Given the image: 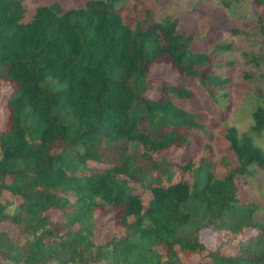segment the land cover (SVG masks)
Here are the masks:
<instances>
[{
  "label": "trees",
  "instance_id": "1",
  "mask_svg": "<svg viewBox=\"0 0 264 264\" xmlns=\"http://www.w3.org/2000/svg\"><path fill=\"white\" fill-rule=\"evenodd\" d=\"M118 1H53L27 14L22 0H0V85L10 86L0 224L15 228L0 230V262L264 264V222L236 181L264 167L253 139L264 132V88L248 130L221 129L235 162L218 172L215 123L178 103L193 95L180 79L208 91L227 79L176 19L156 21L147 7L130 16ZM254 2L264 34V0ZM154 64L180 79L152 74Z\"/></svg>",
  "mask_w": 264,
  "mask_h": 264
},
{
  "label": "rangeland",
  "instance_id": "2",
  "mask_svg": "<svg viewBox=\"0 0 264 264\" xmlns=\"http://www.w3.org/2000/svg\"><path fill=\"white\" fill-rule=\"evenodd\" d=\"M53 1L68 8L80 6L86 0H22L27 14L36 5ZM118 5L130 16H137L134 7H147L156 21L167 17L176 19L180 30L193 34L191 45L209 54L211 71L227 79L208 91L197 78L182 76L180 79L178 71L170 64L163 67L154 64L150 68L152 74L168 81L182 80L193 91L189 100L179 99L178 103L201 113L204 121L215 123V166L218 172L225 171L226 165L235 161L221 137V129L234 125L240 132L248 130L253 122L251 112L257 102L254 92L264 88V34L255 25L254 0H119ZM9 90L10 86L0 85V102ZM149 91L152 95L158 94L152 89ZM0 110L1 121H4L6 109L2 105ZM253 139L264 147V132L253 133ZM171 155L177 157L179 149L173 148ZM236 181L241 185L238 194L255 203V218L264 222V167L257 168L251 175H238ZM143 193L146 199L148 193ZM7 228L12 233L15 231L5 223L0 224V230ZM254 232L255 229H250L247 234ZM200 234L208 245H216V232L203 228ZM0 264L10 263L2 261Z\"/></svg>",
  "mask_w": 264,
  "mask_h": 264
}]
</instances>
